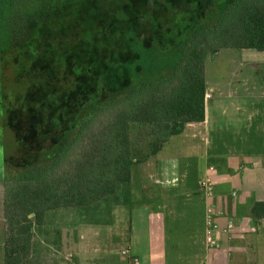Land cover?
<instances>
[{"label":"trees","instance_id":"16d2710c","mask_svg":"<svg viewBox=\"0 0 264 264\" xmlns=\"http://www.w3.org/2000/svg\"><path fill=\"white\" fill-rule=\"evenodd\" d=\"M52 23L63 30L32 45ZM222 48L264 52V0H0V103L15 59L26 81L40 67L19 66L36 60L53 62L58 79L56 103L16 132L18 151L36 148L30 163L2 179L4 264L31 262L55 212L120 204L134 164L204 122L206 66ZM24 96L8 94L9 108ZM135 127L154 138L136 161ZM252 215L264 218V202ZM54 235L57 246L61 231Z\"/></svg>","mask_w":264,"mask_h":264},{"label":"crops","instance_id":"0c3cea01","mask_svg":"<svg viewBox=\"0 0 264 264\" xmlns=\"http://www.w3.org/2000/svg\"><path fill=\"white\" fill-rule=\"evenodd\" d=\"M209 71L207 68V91L221 94L224 78L208 79ZM209 119L206 103L205 121L187 124L184 133H204ZM195 141L187 151L178 153L185 158L190 157L188 151H193L199 158L193 182L182 180L178 186L176 174H169L176 167L178 155L160 160L151 156L140 164L150 162L156 172L163 174H132L129 192L120 204H101L61 214L67 220L55 228L61 231L59 244L50 246L53 237L39 236L37 251L29 264H126L127 258L121 253L124 249L142 264H264V218L256 220L252 215L254 204L264 202V158L235 149L241 143L235 144L225 136L216 144L205 139V146ZM157 176L170 178L172 187L152 185L158 182ZM205 178L214 182V196L209 201L224 212L217 217L218 224L235 225L231 237L222 235L220 248L211 250L205 235L209 201L199 184ZM136 179L141 180L140 187L134 186ZM179 200L186 202L179 204ZM0 264H4V249Z\"/></svg>","mask_w":264,"mask_h":264},{"label":"rangeland","instance_id":"374dc122","mask_svg":"<svg viewBox=\"0 0 264 264\" xmlns=\"http://www.w3.org/2000/svg\"><path fill=\"white\" fill-rule=\"evenodd\" d=\"M33 36L32 45L39 46L40 40L38 35L44 41L54 39L53 34L63 30L61 25L51 24L47 29L38 28ZM42 33V34H41ZM46 43V42H45ZM44 43V44H45ZM16 59L4 68V94L2 98L4 102L0 103V258L3 256V249L6 245V237L4 235L5 221L3 218V200L5 181L2 179L10 178L16 175L17 170L30 163V155L35 153L36 148L30 147L29 151L21 153L18 151L19 138L16 132L23 131L28 124H34L33 118L42 116L44 110L51 108L56 103V91L58 87V79L53 68V62H39L38 60L20 65V70H29L34 74L35 69L40 67L38 77L31 74L28 80H24L18 76L14 68ZM209 68L208 79L218 81L224 78L223 88L220 89L221 94L212 92V100L207 102V110L209 112V123L206 130L197 133L194 136L193 130H188L182 135L172 136L169 141L164 144L163 149L156 155L160 160L165 156L178 155L189 149V144L196 143L195 140L204 145V140H208L216 144L218 139L223 136L231 139L234 143H241L235 149L264 158V52L254 49L247 50H231L222 48L216 53V57L208 61L206 70ZM212 77V78H211ZM87 79H82L80 89L85 88ZM8 94L22 95L23 103L17 109H10L7 96ZM20 98H18L19 100ZM227 99V100H226ZM56 110L55 107L51 109ZM247 111V112H244ZM32 114V115H30ZM29 117V118H28ZM32 126V125H31ZM29 126V127H31ZM147 128L135 127L132 131L133 153L135 161L142 159L149 152L150 143L154 138L149 136ZM226 141V140H225ZM28 144V142L26 143ZM25 144V145H26ZM217 149H224V147ZM259 154V155H258ZM190 157L177 156L178 161L176 167L169 174H176V185H182V180L188 184L193 182L194 175L197 172V161L199 158L193 151H188ZM6 159V160H5ZM6 162H5V161ZM29 162V163H28ZM160 167H163V162ZM159 167V168H160ZM151 168V169H150ZM232 174V172H228ZM132 174H163L161 171L156 172L149 162L147 165L134 164ZM186 175L183 178V175ZM158 182L152 184L154 186L172 187L171 179H164L157 176ZM155 182V179L152 180ZM141 180L136 179L135 187H140ZM131 186V185H130ZM130 188V187H129ZM197 193V191H196ZM186 201L179 200V204ZM72 209L59 210L51 215L47 220L45 232L39 234L42 239L55 237L54 230L58 223L66 222V212ZM63 214V215H61ZM65 219V220H64ZM64 220V221H63ZM46 243V242H45ZM53 244H50V246ZM54 246V245H53ZM54 248V247H53Z\"/></svg>","mask_w":264,"mask_h":264},{"label":"built area","instance_id":"2783aa9c","mask_svg":"<svg viewBox=\"0 0 264 264\" xmlns=\"http://www.w3.org/2000/svg\"><path fill=\"white\" fill-rule=\"evenodd\" d=\"M212 95L210 92H206L205 101L206 103L211 99ZM200 188L205 194L206 198L211 200L214 196V182L210 178H205L200 181ZM235 195V193H234ZM224 212L218 209L214 203L209 201L206 205V215H205V235H206V246L208 249L220 248V237L222 235L230 236L233 232L235 225L229 222L225 227H221L217 222L218 216H223ZM122 255L127 258L126 264H142L137 256L130 254L128 249L122 250ZM200 264H210L208 262H203Z\"/></svg>","mask_w":264,"mask_h":264},{"label":"water","instance_id":"95a60500","mask_svg":"<svg viewBox=\"0 0 264 264\" xmlns=\"http://www.w3.org/2000/svg\"><path fill=\"white\" fill-rule=\"evenodd\" d=\"M31 216H33V214Z\"/></svg>","mask_w":264,"mask_h":264}]
</instances>
